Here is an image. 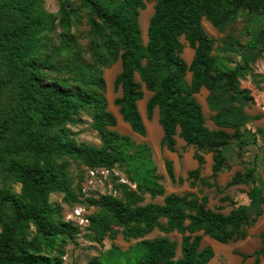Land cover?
Returning <instances> with one entry per match:
<instances>
[{
    "label": "trees",
    "instance_id": "obj_1",
    "mask_svg": "<svg viewBox=\"0 0 264 264\" xmlns=\"http://www.w3.org/2000/svg\"><path fill=\"white\" fill-rule=\"evenodd\" d=\"M145 8L143 0H81L78 6L61 1L58 12L53 13L42 0H0V96L9 85L15 91L11 110L0 121V182L3 172H8L21 185L19 193L0 185V197L11 208L10 218L1 222L0 264H65L59 243L80 232L79 225L62 218V205L51 201L53 193H64L68 201L77 199L70 189L65 157L81 160L87 168L113 171L118 164L127 167L130 183L112 176L117 195L85 196L79 185L83 203L100 209L88 216V229L97 240L107 234L116 238L118 227L123 228L127 241L144 238L154 230L181 234L179 257L176 240L144 238L140 244L147 254L136 264H209L215 251L209 245L202 247L203 236L221 243L244 239L264 212V183L257 184L254 170L237 171L225 187L217 182L220 172L229 167L225 146L232 139L240 149L246 144L242 128L249 119L241 102H253L254 97L239 82L251 68L248 59L235 67L219 64L213 55L216 39L202 24L207 17L215 27H222L243 9L264 14V0H156L146 44L139 20ZM82 12L87 13L93 34L91 61L71 33L73 20ZM58 25L66 32L56 44L52 33ZM181 37L194 49L190 63L182 56L185 45ZM257 42L264 44V29L249 44L255 47ZM119 59L122 69L115 86L121 87L122 95L115 104L123 120L134 132L146 135L138 104L145 96L144 84L152 92L146 103L148 118L159 108L162 145L175 151L179 134L196 148L198 166L188 171L186 179L177 178L173 162L165 160L170 179L188 180L192 188L215 187L221 193L226 187L249 184L250 205L241 204L224 213L225 205L208 206V195L200 197L191 191L165 195L151 147L117 131L118 119L108 108L104 69ZM51 72L69 75L53 77ZM137 73L141 81L136 79ZM203 87L210 92L208 107L215 112L218 129L207 126L196 97ZM88 109L100 147L78 143L69 126ZM206 152L213 153L210 177L202 176ZM146 194L165 196L164 202L143 204ZM220 201L232 203L227 195ZM260 237L264 241V231ZM256 255L258 262L264 245ZM85 264L103 263L100 256H93Z\"/></svg>",
    "mask_w": 264,
    "mask_h": 264
},
{
    "label": "rangeland",
    "instance_id": "obj_2",
    "mask_svg": "<svg viewBox=\"0 0 264 264\" xmlns=\"http://www.w3.org/2000/svg\"><path fill=\"white\" fill-rule=\"evenodd\" d=\"M61 1L70 2L73 6H78L81 4V0H42L46 10L57 13L61 4ZM146 4V8L141 12L140 16V26L142 30L143 41L146 44L147 42V31L149 26L150 17L154 12V5L156 0H143ZM203 27L205 31L213 36L216 39L213 55L219 60L218 63H224L225 67H235L244 63L245 59H248L250 64V69L244 72L240 77V87L248 88L251 91V94L254 97L253 102H241L244 106L245 111L247 112V120L251 119L253 115L261 113L264 117V44L263 42H257L255 47H251L249 41L251 39H257L259 33L264 29V14H254L248 11V9H243L240 11L238 17L233 21L227 23L222 27H215L211 20L207 17H204L202 20ZM65 29L61 26H57L52 33L53 41L58 44L60 39L65 34ZM71 33L76 37V41L79 44V48L82 53H85L86 59L91 61V56L89 52V46L93 39V34L91 31V25L86 12H82L81 15L74 19L72 22ZM181 41L184 43L185 48L183 52L184 59L190 63L194 56V49L190 47L189 43L185 40L184 37H181ZM56 60H60V57L57 56ZM64 59V58H63ZM62 59V60H63ZM61 60V61H62ZM1 69V65H0ZM122 69V62L119 59L117 62L112 64L110 67L104 69V77L106 80V93L105 96L108 100V108L111 112L115 114L118 119V124L115 127L117 131L122 134L129 135L137 144L147 143L151 147V156L154 160V163L157 166V172L163 177L161 183L165 187V195L170 193H185L192 191L197 193L200 197L203 195L209 196L208 206L215 209L216 206L222 205L220 202L221 196L234 195L236 189L234 186L228 188L226 187L224 192L221 193L217 191L215 187L207 186H197L191 188L188 181L180 183L179 181H172L169 176L166 174L165 159L175 156V154L169 153L165 146L162 145V130L160 124L157 123L155 118V112L152 118H148L145 108L139 110L143 116V120L147 127V133L145 136H142L134 132L129 123L125 122L122 118V115L119 113V106L115 104V99L122 95L121 87L116 88L115 79L116 76L120 73ZM58 73L51 72L53 77H56ZM66 72L58 74L60 77L68 76ZM191 73H187V80H190ZM136 79L141 81L140 75L136 74ZM143 89L145 96L141 101L147 103L148 98L152 94L145 85L143 84ZM14 87L9 85L6 88V92L0 96V121L9 113L13 104L14 96ZM207 91L202 90L196 95L198 101L202 104L206 123L209 127H214L213 116L215 112L211 111L208 107L207 102ZM139 104V103H138ZM93 114L91 110L82 111L78 116H76V122L69 124L73 132L74 139L80 144H87L90 146L100 147L102 142L98 132L93 128ZM233 132L232 129H230ZM255 131V130H254ZM264 133H259L258 131L251 132L245 130L244 140L247 143H252L256 138L263 139ZM253 143H255V141ZM237 140L232 139L229 145L225 146V155L228 160L235 164V166L245 165L239 154L236 158V149L238 147ZM246 145V144H245ZM194 148L193 146H183L182 150L180 149L179 161L176 159V174L177 176H186L185 165H183V152L186 151L188 154L189 148ZM257 164L264 169V153L256 151L254 148L253 153H256ZM67 161L68 173L71 179V191L76 195V200L68 201L65 198L64 193H53L51 195V201L54 203H59L62 205V218L66 221H74L78 218L75 217L74 211L77 208H82L84 210L85 217H88L92 213L98 212L99 207L89 205L88 203H83V196L80 193L79 185L82 184V191L85 196L98 197L101 194L111 192L113 188L112 176H118V181L129 182L127 176V167L124 164H118L111 174L108 176L106 181L97 180L94 184H90L84 190V187L88 184L87 180V165L84 164L81 160L65 157ZM255 162H253L254 164ZM229 173V172H227ZM229 175L227 179L221 180L222 184H226L229 180ZM259 175V174H258ZM261 178L262 176L259 175ZM211 181V180H210ZM0 185L2 189H6L13 193L20 192V183L17 182L14 176L10 175L8 172H3ZM225 187V186H224ZM118 194V193H117ZM145 201L143 204L148 202H158L163 203L165 196H157L152 198L149 194L145 195ZM232 203L226 202L225 207L222 209V212L228 213L233 207H235V202L233 199ZM11 216V208L7 201L2 200L0 197V231H1V222L9 219ZM73 223V222H72ZM77 225V224H74ZM89 225V224H88ZM88 225L81 224L80 232L76 234L73 238L63 237V240L59 243V248L62 251L63 259L65 264H85L93 256H100L103 264H136L140 260L144 259L147 251L146 247L140 244L142 239H153L160 236H168L172 240H176L178 243L177 246V257H179L181 251V234L177 232L173 233H164L159 230H154L153 232L146 235L144 238H132L127 241L123 235V228L118 227L119 233L116 238H111L109 234L102 236L100 240H97L95 237V232L88 229ZM262 225V224H261ZM207 238L202 241V246L205 245ZM240 241V240H239ZM219 243V242H218ZM232 243V244H231ZM232 251H244V248L252 246L250 243L245 247H241L240 250L237 245L238 242H231ZM226 245L219 243V245ZM211 246V245H210ZM217 256L216 260L220 259L221 262L225 264H237V258L230 256L229 254L224 253L219 248L213 247ZM245 252V251H244Z\"/></svg>",
    "mask_w": 264,
    "mask_h": 264
},
{
    "label": "crops",
    "instance_id": "obj_3",
    "mask_svg": "<svg viewBox=\"0 0 264 264\" xmlns=\"http://www.w3.org/2000/svg\"><path fill=\"white\" fill-rule=\"evenodd\" d=\"M190 80H191V76H190ZM202 90H204L205 92L207 91L206 94H207V97H208L209 93H210L209 90L207 88H205V87H203ZM141 102H143V101H141ZM141 102H139V105H140ZM145 104H146V102L144 103V108H145ZM258 115H260V117L256 118V116H258ZM155 118H156L157 123L160 124L159 123V108L158 107L155 108ZM214 125L215 126L212 127V128L209 127L208 125L207 126L209 128H211V129H218V126L215 123H214ZM159 126H160V128L162 130V133L164 135L163 128H162L161 124ZM226 130L231 132L230 129H226ZM245 130L251 131V132L258 131L259 133H264V117L262 116V114L259 113V114L253 115L252 118L248 120L247 125L242 128V132L245 131ZM179 131H180V128L177 129L178 133H179ZM176 140H177V144H176L175 151H170L169 149L166 148L169 151V153H171V154L173 153L176 156V157L171 156V158H166V159H170L173 162L175 174H176V170H177V168H176V159L179 161V158H180L179 154L182 152V151L180 152L179 148H181V150H182L183 146H193V145H187V143L184 141L183 138H181L179 136V134L176 135ZM254 140H256V138ZM253 141H252V143L251 142L250 143L247 142L246 145H244L243 148H241V149L239 147H237V149H236V151H237L236 158H238L239 154H242V155H240V158H241L242 162L245 165L235 166V164H232L227 158V163H228L229 167L227 169H225L224 171L220 172V174H219V176L217 178V182L219 183V185L221 187L226 186V184L232 179V177L234 176V174L237 171L246 172V171H248L250 169L255 171V175H256V178H257V184H261L262 185L264 183V169H262V167H260L257 164V158H256L257 152L253 153L254 148L256 149V151H260V152L264 153V136H263V139L258 138L255 141V143H253ZM236 143H238V141ZM193 147L194 148H191V147L189 148L188 154L186 153V151L183 152V165H185L186 176H177V174H176L177 178L178 177H183V178L186 179L187 175H188V171H190V170H192V169H194V168H196L198 166V161L194 158V153L196 151V148H195V146H193ZM203 155L205 157V164H204L203 169H202V176L210 177L211 174H212V165H213V162H214L213 153L212 152H206V153H203ZM253 162H255V163L253 164ZM227 172H229V173H227ZM166 174L168 175L167 170H166ZM228 174H230L229 175V180L226 182V184L224 183V185H223L221 183L222 182L221 180L227 179ZM258 174L261 175L262 178ZM185 181H188V180H185ZM188 182H189V185H190V181H188ZM230 187H232V186H230ZM230 187H228V188H230ZM234 187L236 188V189H234V191H235L234 195H232V196L227 195V196L230 198V200L233 199L234 201H236L234 203L235 206H238V205H241V204L250 205L251 200H250L249 195H248V192L250 190V185L249 184H239V185H234ZM262 195L264 196V190H263ZM224 196H226V195H224ZM226 202H230V201H226ZM226 202H221V204L225 205L224 203H226ZM262 231H264V212L258 217L257 222L253 226L248 228L247 236L244 239H239L240 241L239 240H235V241L233 240V241L229 242V243H231V242H236L237 241L238 242L237 247L240 250L243 247H245L247 244L250 243L252 246H248V248H244L245 252L242 251V250L238 251V252L246 253V254L250 255L249 257H246V258L243 257L242 255L238 254L237 251H232L231 250V246L230 245L232 243L231 244L223 243V244H226V245H221V244L219 245V243H221V242H219V241H217V240H215V239H213V238H211L210 236H207V235H205V238H207V241H206L204 246H207V245L210 246L211 245L212 248L213 247L219 248L221 251H224V253L229 254L230 256H232L234 258L236 257L237 258V260H236L237 264H264V255H260L259 256L258 262L256 260V258H257L256 251L261 249L263 247V245H264V241L260 237V233ZM203 239H204V236H203ZM203 239H202V241H203ZM204 246H202V247H204ZM180 254H181V251H180ZM216 256H217V254L215 252L213 258L209 261V264H225V262L224 263L221 262L220 259L217 261L216 260Z\"/></svg>",
    "mask_w": 264,
    "mask_h": 264
},
{
    "label": "built area",
    "instance_id": "obj_4",
    "mask_svg": "<svg viewBox=\"0 0 264 264\" xmlns=\"http://www.w3.org/2000/svg\"><path fill=\"white\" fill-rule=\"evenodd\" d=\"M88 174H87V180L88 184L84 187V190H87L86 187L90 184H94L97 180L99 181H106L108 179V176L111 174V170L105 168V167H94V168H87ZM122 182V181H121ZM125 182V181H124ZM109 193H113L114 195H117V190H112ZM74 215L76 220L72 221L73 224L81 225V224H89V219L88 217H85L84 215V210L82 208H77L74 211Z\"/></svg>",
    "mask_w": 264,
    "mask_h": 264
},
{
    "label": "bare ground",
    "instance_id": "obj_5",
    "mask_svg": "<svg viewBox=\"0 0 264 264\" xmlns=\"http://www.w3.org/2000/svg\"><path fill=\"white\" fill-rule=\"evenodd\" d=\"M146 31H147V30H146ZM144 103H145V101H143V102L140 103V108H141V110L144 108Z\"/></svg>",
    "mask_w": 264,
    "mask_h": 264
}]
</instances>
